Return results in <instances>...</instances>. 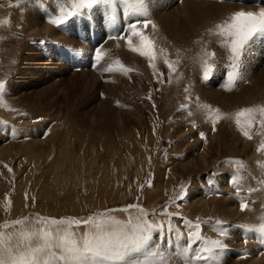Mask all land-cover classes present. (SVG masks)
I'll use <instances>...</instances> for the list:
<instances>
[{"label":"rangeland","instance_id":"obj_1","mask_svg":"<svg viewBox=\"0 0 264 264\" xmlns=\"http://www.w3.org/2000/svg\"><path fill=\"white\" fill-rule=\"evenodd\" d=\"M195 1L202 2L201 7H205L207 10L209 8L210 12L223 9L228 11L230 15L231 11L228 9H231L233 13L237 6V11H241L243 8V11L259 12L264 9L262 8L264 4L258 6L254 3L237 5L231 3L232 0ZM178 2L170 4L169 2H163V0H148V10L150 11L153 6L161 5L163 7L161 12L169 11L171 8L169 6H176ZM66 3H57V0H0V82L5 84L3 92H0V225L5 223L11 225L15 220L28 218L22 225L4 229L6 236L14 234L18 237L22 231H35L38 227H42L37 223V218L87 219L89 216L108 212L122 223L126 224L129 219L136 223L141 214L137 208H129V206L137 205L148 213L149 222L164 225L162 232L153 233L151 244L162 247L171 254L170 264H182V260L178 255L181 251L179 245L187 243L188 230L181 218L193 223H201L203 237L221 240L223 247L216 250L219 264H241L244 261L245 249H247L246 236L257 234L247 232L245 229L248 227L258 228L261 223H264V219H261V217H264V191L257 188L262 185L261 182H264V169L260 174L261 167H264V152H257V146L264 141V129L254 125L252 129L253 138L249 140L238 131L233 119L225 118L216 124L215 132L218 133L216 135L207 119L206 110L199 108L197 105H209L211 108L219 109L221 113L229 116L243 107H241L242 105L231 104L224 105V109L223 105L214 104L205 97L202 99V96L195 90L196 86L193 87L190 81L195 65L197 79L203 83L197 81L198 84L196 85L203 86L202 88H205L204 91L207 93L220 92V94H223L221 97H224V92H226L225 97H229L230 93L234 92L236 88L238 89V86L242 88V85L247 83H244V80L252 79L251 77L254 74L252 80L248 79L253 82L255 73L264 68V57L261 53L264 49L262 48V41L258 38L259 36L252 41L253 52L251 53L250 45L248 54L251 55L244 61L245 63L243 62V67L249 68H245L248 71H242L244 79L237 81L235 89L233 88L228 93L229 91L227 92L222 87L224 80H219V75L222 70L221 65L224 64L226 59L228 60H226L224 66L225 68L228 66L229 53H224L219 43H216L215 46L216 36L210 37L208 33V27L224 21L221 17L213 21L216 23L212 22L211 25H199L198 28L195 26V30L192 31L194 32L192 33L194 35L192 36L194 37V39L192 38L193 50L192 47L184 48L186 41L180 38V42H176L179 49L174 46V48H168L163 52H156L158 55V59L155 61L156 70L158 73H162L158 79L154 76L153 69L149 65L146 69L141 66L137 67V63H134L136 67L131 64L126 65L128 62L124 61L119 53L110 60L109 54L103 53L105 54L104 59L94 67L96 49L103 42L98 45H91L94 49L93 52L85 46L87 45L85 41L84 43L79 41L78 35L80 31H83L85 36L84 31L87 25L97 28L98 25L95 24L97 18H100L101 12L110 14L112 9L109 6H95L93 11L84 10L82 14L71 17L69 21L64 23H52L51 21L58 19L62 12L72 10L70 4H73L74 0H71V3L69 1V5ZM118 4L119 2L115 6ZM61 6L67 7L68 10L67 8L63 9ZM206 6L208 7L206 8ZM243 6H248V8L245 9ZM260 6L262 10L260 8L258 10ZM249 8L250 10H248ZM179 17H181L180 14ZM38 22H40L38 25V27L41 26L40 28H37ZM112 22L111 20L110 23L103 24L110 26ZM42 25L43 27L47 26L42 28ZM76 25H81L79 32L75 31ZM39 29L41 30L39 31ZM201 29L204 32H201L203 31ZM212 38H215V41L210 43ZM181 41L185 42L184 46H182L181 43L183 42ZM23 44L27 47H24L25 50H23L24 48L21 50ZM170 44H172L171 41ZM204 44L206 46L214 44L211 46V48L215 46L213 47L215 48L214 53H219L221 50L224 53V55L222 52L216 54L217 57L221 54L218 57V59H221L215 66L214 75L207 81L201 79L200 57L203 56ZM216 47H219V49ZM259 47L262 49H259ZM209 48L207 47V50ZM187 50L193 52L190 62H194V64L190 66L187 64L189 62L186 54ZM209 51L213 52V49H209ZM71 54L73 55L71 56ZM165 56L169 60H179L177 70L171 76L164 64ZM76 57L82 59L78 60ZM141 58L146 57L141 56ZM117 60L132 71L124 73V76L119 75L122 71H113L109 74H105L104 70L102 71V68L104 66L108 67L109 64L115 67ZM180 68L182 69L180 70ZM184 69L185 72L181 73ZM101 71L103 74H101ZM83 72L88 74L90 80L94 78L93 83L95 84H92V80L88 82L89 91L82 95L80 94L82 93V87L68 84ZM129 75L131 76L128 77ZM61 82L66 84L63 89H66L67 94H64L65 91L62 89L63 91L58 95L59 99L47 98L49 99L47 100L42 98L44 105L40 103V107L31 103L34 98L33 95L38 96L40 91L42 93L43 87H49V90L52 89L51 91H53V85ZM89 83L92 85H89ZM217 84L219 89L216 86ZM186 87L190 89L187 94L192 97L190 101L185 100L186 93L184 89ZM126 88L129 91H126ZM74 91L80 93L75 94ZM119 93L122 95L121 97ZM195 94H197L196 97ZM78 96L80 97L78 98ZM197 98L199 99L197 100ZM93 100L94 102L101 101V103L111 106L113 109L115 107V109L122 111L121 120H123L120 123L114 122L116 125L120 126L122 124L124 127L121 125L120 128H117L111 122L113 121L111 120L112 117H102L100 114L97 117L100 122L95 120L98 124L95 121L93 123L90 120L92 107L89 105V102L94 103ZM77 101L79 104L76 103ZM47 103L52 106L48 111L47 108H43ZM83 103H88V105ZM183 104H187L188 107L181 110ZM111 107L109 108L112 109ZM130 109L133 110L132 113ZM104 118H106V123ZM89 120L94 124L93 127L91 124V126L88 125ZM103 122L104 125L107 124V126L105 125L106 129H104ZM107 122H111L110 126ZM124 123L127 124L124 125ZM193 123H195V127L192 126ZM99 125L103 127H99ZM221 128L235 139L240 149L237 145V148L233 149L228 147L229 143L221 136ZM200 132L205 134L206 141L201 140ZM193 133L198 134V138L194 139ZM36 140H42L39 141L41 142L40 145L38 144L39 146L37 143L33 144L32 141ZM243 145L244 147L251 146L250 150L253 149L254 155L257 157L252 165L246 161L247 156L244 155V150L242 151ZM253 145H255V149ZM196 146H199L200 149H196ZM206 146L211 157L208 159V164H205V167H202V164L199 166L202 168L196 169V167L192 170L191 163L197 158V156L195 157V153H197L195 151L204 150ZM257 161L262 162L261 166L257 165ZM195 162L196 165L198 162L201 164L198 159ZM199 163L198 165H200ZM241 164L243 167L240 166ZM253 165L256 168H253ZM9 168L11 169L10 172L8 171ZM222 171H230V173ZM237 173L241 177V183L246 184L244 185L245 188H252L254 191L250 193L246 190L240 192L239 196L245 198L249 204L248 209L241 211L240 199L236 195V189L229 184L227 189L231 196H227L226 200L228 205L233 201L238 210L240 209L236 218L225 215L219 206L217 200L222 198L220 191L222 187L217 184V179L218 174H227L231 177ZM256 180L257 182H255ZM197 181L200 182V199L204 200L205 204H195L190 197L191 188ZM211 183H216L214 187L218 189V195L215 194L216 190L213 189ZM181 186L186 190V195L182 200H176L175 197L181 190ZM255 199L257 201L259 199L261 203ZM165 208L168 213H178V215H164ZM217 220L223 223L217 225L215 223ZM169 227L173 229L172 234L168 231ZM73 231L77 232L78 235H82L87 231V227L81 225L79 228H74ZM221 232L226 233V235H220ZM236 237L237 241L238 238L242 239V245L236 246L237 242L234 241ZM7 246V243H5L4 247L7 248ZM196 246L193 245V248ZM5 258H7L6 254Z\"/></svg>","mask_w":264,"mask_h":264},{"label":"snow or ice","instance_id":"obj_2","mask_svg":"<svg viewBox=\"0 0 264 264\" xmlns=\"http://www.w3.org/2000/svg\"><path fill=\"white\" fill-rule=\"evenodd\" d=\"M116 3L117 0H74L72 10L62 12L58 19L51 22L55 24L64 23L71 17L82 14L84 10H92L95 6H109L112 9L110 19L115 22ZM119 3L126 6L128 16L139 18L129 20L124 27L125 34L117 32L115 35H110L108 39L124 40L128 50L146 57L149 67L153 69L154 76L159 79L162 73H158L156 70L155 61L158 59V55L155 51V43L143 31L149 24H152V21L147 19L149 15L148 0H119ZM152 27L155 29V24H152ZM208 32L219 37L218 43L229 53V62L225 69L226 82L222 87L231 91L236 86L237 81L244 79L241 71L243 57L252 41L258 36L264 38V10L260 12L243 10L234 12L225 21L216 24L214 29H209ZM133 38H136L135 43ZM103 58L104 54L100 49H97L93 66L99 64ZM215 61L216 53L207 50L205 45L203 56L200 57L201 79L207 81L214 75ZM164 64L171 76L172 73L176 72L179 60H169L165 56ZM104 71H122L126 74L132 70L117 60L115 67L109 64ZM4 88V82H0V92H3ZM184 91L186 93L185 100L190 101L192 97L187 95L190 89L186 87ZM197 106L206 110L207 119L212 125L213 132L216 130V124L225 118L233 119L238 131L249 140L253 138L252 129L254 125L264 129V105L241 108L231 116L206 104H198ZM187 107V104H183L181 110ZM192 126L195 127V123ZM199 135L201 140L206 141L203 132H200ZM257 152H264V141L257 146ZM261 164V161H257L258 166ZM240 166L243 167L242 164ZM5 167L7 166L5 165ZM8 171L10 172L11 169L9 168ZM229 184L236 189V195L240 199L241 211L248 209L247 200L240 197L239 194L245 190L250 193L254 189L245 188L238 173L229 177ZM185 195L186 190L181 186V190L175 199L182 200ZM129 208H137L140 212L138 222L133 223L129 219L125 224L108 212L89 216L87 219L37 218V223L42 227H38L35 231H22L18 237L14 234L6 236L3 230L22 225L28 218L15 220L11 225L7 223L0 225V264H170L171 254L164 248L151 244L153 233L162 232L164 225L149 222L148 213L137 205H130ZM163 214L166 216L178 215V213H168L166 208ZM181 219L188 230L187 243L179 245L181 251L178 255L182 264H201V262L203 264H209V262L219 264L216 250L223 247L221 240L203 237L201 223ZM215 223L220 225L223 222L217 220ZM81 225L86 226L87 231L78 235L73 229L79 228ZM245 230L257 233L261 242H264V223H261L258 228L248 227ZM168 231L172 234L173 229L169 227ZM219 234L226 235L224 232ZM5 243L8 245L7 248L4 247ZM193 245L197 246L193 248ZM5 254L7 258H5ZM134 254L136 255L134 256Z\"/></svg>","mask_w":264,"mask_h":264},{"label":"bare ground","instance_id":"obj_3","mask_svg":"<svg viewBox=\"0 0 264 264\" xmlns=\"http://www.w3.org/2000/svg\"><path fill=\"white\" fill-rule=\"evenodd\" d=\"M70 1V3H71V0H57V3L58 2H67L66 4H68L69 5V2ZM178 0H163V2H169L170 4H174V3H176ZM54 2V1H53ZM52 2V3H53ZM117 2H119V0H117ZM156 2V1H155ZM205 3V2H204ZM55 4V3H54ZM201 4H202V2H199V1H195V0H179V2L177 3V5L176 6H169V7H171L170 8V10L169 11H165V12H161V10L163 9V7H161V5L160 6H153V7H151V10L149 11V15L147 16V19H149V20H151L152 21V24H155V29H153V27H152V24H149L148 25V27L146 28V29H143V31H144V33H145V35H147V36H149L150 37V39H152L153 41H154V43H155V51L156 52H161V50H163V51H165L166 49H168V48H171V47H173L174 48V46H177V48L179 47L178 46V43H176V42H180L179 41V39L181 38H183V40L184 41H186V44H185V47L184 48H187V47H192L193 45H192V38L194 39V37H192V36H194V35H192V33H194V32H192V31H194L195 30V26L198 28L199 27V25H204V26H207V25H211V23L213 22V21H216V20H218V18L219 17H221L224 21L230 16V14H229V12L228 11H226V10H217L216 12H210V10H209V8H208V10L207 9H205V7H201ZM211 4V3H210ZM213 4V3H212ZM262 4H264V1H263V3ZM262 4H260V5H262ZM50 5H52L51 3H50ZM55 5H57V4H55ZM65 5V4H64ZM70 5H72V4H70ZM204 5V4H203ZM226 5H227V3H226ZM226 5H224V6H226ZM231 5V4H230ZM233 5V4H232ZM231 5V6H232ZM235 5V4H234ZM238 5V4H237ZM217 6H219L218 4H217ZM228 6V5H227ZM241 8H242V6L241 5H239ZM258 6V5H257ZM264 6V5H263ZM36 7H37V5H36ZM54 7V6H53ZM57 7H59V6H57ZM61 7H63V6H61ZM61 7H60V9H61ZM208 6H206V8H207ZM209 7H210V5H209ZM244 7V6H243ZM250 8H252L251 6H249ZM67 8V7H66ZM66 8H64L63 7V9H66ZM226 8V7H225ZM230 8H232V7H230ZM240 8V9H241ZM245 9H247L248 8V6H245L244 7ZM250 8L248 9V10H250ZM262 10V8H264V7H262L261 8V6L260 7H258V10H260V9ZM49 9H50V7H49ZM48 9V10H49ZM149 9H150V7H149ZM216 9H217V7H216ZM243 9V8H242ZM241 9V10H242ZM244 9V10H245ZM253 9V8H252ZM251 9V10H252ZM47 10V9H46ZM67 10H68V8H67ZM228 10H230L231 11V14H232V10L231 9H228ZM233 10H234V8H233ZM237 10H238V6H237V9H235V12H237ZM257 10V11H258ZM264 10V9H263ZM37 11V10H36ZM92 11H93V9H92ZM127 8H126V6L125 5H121V3H119L117 6H115V22H112L111 23V25L110 26H108V25H106V24H103V23H110L111 22V19H110V17L112 16V13H107V12H101V14H100V18L98 17L97 18V22H96V24L95 25H98L97 26V28H94L93 26H86V29H85V36H84V34H83V31H80L79 32V27L82 25V23H81V25H76V29H75V31L76 32H79V41L81 42V43H84V41H85V43L87 44V45H85L87 48H90L92 51L94 50L92 47H91V45H98L99 43H101V42H103L97 49H100L101 51H102V53H106V54H109V60L111 59V58H113L117 53H119L120 55V57H122V58H124L123 60L124 61H126V62H128V63H126V65H129V64H131L133 67H136V65L134 64V63H137L138 64V66L137 67H139V66H141L143 69H146L147 67H148V65H149V63H148V60H147V58H141V56L138 54V53H134V52H132V51H130V50H128V48H127V46H126V43H125V41L124 40H114V39H108V37L110 36V35H115L117 32H120L121 34H125L124 33V27H125V25L129 22V20H131V19H138L139 17H135V16H128L126 13H127ZM224 11H226V12H224ZM254 11H255V9H254ZM99 12V11H98ZM260 12V11H259ZM234 13V12H233ZM35 14H37L38 15V13L37 12H35ZM53 14V13H52ZM179 14L181 15V17H179ZM74 17V16H73ZM28 18V17H27ZM29 19H31V18H29ZM140 19H142V18H140ZM32 20V19H31ZM221 20V19H220ZM67 21H69V19L67 20ZM37 22V21H36ZM45 23V22H44ZM213 23H216V22H213ZM212 23V24H213ZM221 23V22H220ZM40 24V22H38V24H37V28H40V27H38V25ZM118 25V26H117ZM47 26V25H46ZM46 26H44L43 27V25H42V28H46ZM214 27H215V25H213V26H210V27H208V30L209 29H214ZM113 28H114V30H113ZM116 28V29H115ZM54 29V28H53ZM207 29V28H206ZM41 29H39V31H40ZM201 30H203V29H201ZM50 31V30H49ZM53 32V31H52ZM201 32H204V30L203 31H201ZM39 33V32H38ZM209 33V32H208ZM50 34V33H49ZM56 35H57V33H55ZM197 34H199V33H197ZM196 34V35H197ZM43 35V34H42ZM196 35H195V38H196ZM210 35V37H214L215 35H211V34H209ZM59 37H60V35H58ZM64 36V35H63ZM43 37H45V36H43ZM58 38V37H57ZM259 38V37H258ZM67 39V38H66ZM207 39V38H206ZM214 39V40H213ZM63 40V39H62ZM208 40V39H207ZM210 40V39H209ZM26 41H28V40H26ZM30 41V40H29ZM72 41V40H71ZM170 41L172 42V44H170ZM197 41V40H196ZM213 41H215V38H212L211 39V41H210V43L211 42H213ZM261 41V40H260ZM77 42V41H76ZM133 42L135 43L136 42V38H133ZM181 42H183V41H181ZM199 42V41H198ZM209 42V41H208ZM28 43V42H27ZM59 43V42H58ZM184 43L185 42H183V43H181V44H183L182 46H184ZM218 44V42H214V44H215V46ZM254 43V42H253ZM72 44V43H71ZM180 44V43H179ZM197 44V43H196ZM199 44V43H198ZM197 44V45H198ZM200 44H202V43H200ZM214 44H209L210 46H207V47H210L209 49H213V52H214V49L215 48H213V47H215V46H213L212 48H211V46L212 45H214ZM60 45V44H59ZM73 45V44H72ZM75 45V44H74ZM205 45V44H204ZM206 45H207V41H206ZM66 46V45H65ZM202 46V45H201ZM25 46H24V44L22 45V47H21V50H22V48H24ZM197 47V46H196ZM25 48H27V47H25ZM25 48L23 49V50H25ZM31 48V47H30ZM216 48H218L219 49V47H216ZM263 48V47H262ZM262 48H260L259 47V49H262ZM96 49V50H97ZM179 49V48H178ZM192 50L194 49L193 47L191 48ZM208 49V50H209ZM255 49V48H254ZM32 50V49H31ZM89 50V49H88ZM195 50H196V48H195ZM221 50V49H220ZM223 50V49H222ZM222 50L221 51H219V53H221L222 52ZM78 51V50H77ZM200 51V50H199ZM22 52V51H21ZM26 52V51H25ZM38 52V51H37ZM76 52V51H75ZM74 52V53H75ZM94 52V51H93ZM195 52V51H194ZM215 52H216V50H215ZM217 52H218V50H217ZM264 52V51H263ZM31 53V52H30ZM78 53V52H77ZM180 53V52H179ZM219 53H216V54H219ZM223 53V52H222ZM262 53V52H261ZM183 54V53H182ZM185 54V53H184ZM187 55H188V57L187 58H189L188 60H189V62L187 63V64H189L188 66H190V65H193L194 64V62L193 63H191L190 62V60H191V58H192V55H193V52L192 51H188L187 50V53H186ZM201 54V53H200ZM29 55H31V54H29ZM73 54H71V56H72ZM105 55V54H104ZM221 55V54H220ZM219 55V56H220ZM223 55H224V53H223ZM229 55V54H228ZM249 55H251V54H249ZM22 56L24 57V55H23V53H22ZM33 56V55H32ZM61 56H62V54H61ZM181 56V55H180ZM218 56V57H219ZM261 56V55H260ZM28 57V56H27ZM119 57V58H120ZM229 57V56H228ZM227 57V58H228ZM29 58H30V56H29ZM91 58H92V61H93V57H92V55H91ZM198 58V57H197ZM223 58V57H222ZM22 59V58H21ZM24 59V58H23ZM76 59H82V58H80V57H76ZM104 59V58H103ZM194 59V58H193ZM221 59V58H220ZM219 59V60H220ZM224 59V58H223ZM222 59V60H223ZM217 60V59H216ZM222 60H221V62H222ZM226 60H228V59H226ZM58 61V60H57ZM84 61V60H83ZM187 61V60H186ZM185 61V62H186ZM260 61V60H259ZM22 62V61H21ZM43 62V61H42ZM46 62V61H45ZM49 62V61H48ZM59 62V61H58ZM196 62H197V60H196ZM195 62V63H196ZM52 63V62H51ZM61 63H64V62H61ZM61 63H59V64H61ZM94 63V62H93ZM220 63V62H219ZM226 63V62H225ZM245 63V62H244ZM258 63V62H257ZM22 64H23V62H22ZM28 64V63H27ZM39 64V63H38ZM19 65V64H18ZM30 65V64H29ZM33 65V64H32ZM37 65V64H36ZM50 65V64H49ZM63 65V64H62ZM261 65V64H260ZM260 65H258V66H260ZM33 66H35V65H33ZM188 66H187V68H188ZM246 66H248V65H246ZM56 67V66H55ZM183 67V66H182ZM194 67H195V65H194ZM193 67V73H192V79H191V81L190 82H192V85H193V87H195L196 89V91H197V93L199 94V95H201L202 96V99H203V97H205L206 99H209L211 102H213L214 104L215 103H218V104H220V105H223L222 107H224V105H226V106H228V105H231V104H238V105H242L241 107H246V106H248L249 107V105H250V107L252 106H257V105H264V68H262V70L260 71V69H259V71L260 72H258V73H255L254 71V73L256 74L255 76H254V81L253 82H250V80H252L253 79V75H252V79H250V78H248L247 76V78L248 79H250V80H248L247 79V81L246 80H244L243 82L244 83H246V84H244V85H242V88L240 87V86H238V89L236 88H234L235 89V91L234 92H232V93H230L231 91H227L228 93H230L231 95L229 96V97H225V94H226V92H224L225 94H224V97H221V96H223V94H220V92L219 93H207V92H205L204 91V89L205 88H202L201 87V85H196V84H198L197 83V81L199 82V83H201V84H203L202 82H200L199 81V79H197V68L195 67L194 68ZM262 67V66H261ZM18 68H19V66H18ZM57 68V67H56ZM67 68V67H66ZM101 68V67H100ZM106 68V66H104L103 68H102V71L104 70ZM245 68H248V67H242V69H241V71H248V69H246L245 70ZM90 69V68H89ZM137 69V68H136ZM142 69V70H143ZM182 68H180V70H181ZM189 69H190V67H189ZM256 69H258V68H256ZM255 69V70H256ZM47 70V69H46ZM50 70V69H49ZM188 70V69H187ZM102 71H101V74H103L102 73ZM141 71V70H140ZM185 72V69H184V71L182 70V72L181 73H184ZM88 73V72H87ZM109 73H113V71L112 72H106L105 71V74H109ZM120 73V72H119ZM142 73V72H141ZM189 73V72H188ZM246 73V72H245ZM91 74V73H90ZM77 75V74H76ZM79 75V74H78ZM118 75V74H117ZM119 75H123L124 76V73L122 74V72L119 74ZM132 75V74H131ZM131 75H129L128 77H130ZM140 75V74H139ZM145 75V74H144ZM186 75V74H185ZM248 75V74H247ZM22 76V75H21ZM48 76V75H47ZM24 77V76H23ZM114 77V76H113ZM136 77V76H135ZM198 77H199V75H198ZM63 78V77H62ZM62 78H60V79H62ZM72 78V77H71ZM90 77L88 76V74H86V72H83V74H80L79 75V77H77L76 76V78L74 79L73 78V80H72V82H70L68 85H70V84H73V85H75V86H80V87H82V93H80V92H77V93H80V94H85L86 92H88L89 91V86H88V82H91V80L89 79ZM25 79V78H24ZM70 79V78H69ZM69 79H68V81H69ZM135 79V78H134ZM136 79H137V77H136ZM135 79V80H136ZM183 79V78H182ZM98 80V79H97ZM57 81V80H56ZM62 81V80H61ZM93 81H95V79L93 78V80H92V84L94 85L95 83H93ZM116 81V80H115ZM137 82H139V80H137ZM97 83V82H96ZM115 83V82H114ZM225 83V82H224ZM52 84V83H51ZM54 84V83H53ZM91 83H89V85H90ZM91 84V85H92ZM126 84V83H125ZM125 84H123V85H125ZM11 85V84H10ZM16 85V84H15ZM35 85V84H34ZM50 85V84H49ZM65 83L64 82H61V83H58V84H56L55 83V85H53L54 86V90L53 91H51V90H49V87H43L42 88V93H41V91L38 93V96L37 95H33V100H31V103L32 104H34V105H37V106H39L40 107V103H42L43 102V99L42 98H50V99H59V97H58V95H59V93L61 92V91H63L64 89V87H65ZM106 85V84H105ZM221 85V84H220ZM51 86V85H50ZM101 86V85H100ZM108 87H111V86H109V85H107ZM107 86H105V87H107ZM118 86V85H117ZM126 86V85H125ZM135 86V85H134ZM187 86V85H186ZM26 87V86H25ZM128 87V86H127ZM76 88V87H75ZM79 88V87H78ZM97 88V87H96ZM118 88V87H117ZM129 88V87H128ZM128 88H126L125 90L127 91L128 90ZM40 89V88H39ZM63 89V90H62ZM77 89V88H76ZM92 89V88H91ZM111 89H113V88H111ZM110 89V90H111ZM116 89V88H115ZM114 89V90H115ZM130 90H131V88H129ZM219 89V88H218ZM33 90V89H32ZM66 90V89H65ZM64 90V91H65ZM206 90V89H205ZM225 90V89H224ZM15 91L17 92V90L15 89ZM76 91V90H75ZM75 91L73 92V93H75ZM97 91V90H96ZM104 91V90H103ZM129 91V90H128ZM193 91V90H192ZM99 92V91H98ZM105 92V91H104ZM215 92V91H214ZM66 93V91L64 92V94ZM77 93H75V94H77ZM93 93V92H92ZM109 93V92H108ZM196 93V92H195ZM36 94V93H35ZM63 94V93H62ZM67 94V93H66ZM110 94H111V92H110ZM109 94V95H110ZM114 94V93H113ZM128 94H130V93H128ZM96 95V94H95ZM95 95H94V97H95ZM107 95V94H106ZM116 96H117V94H115ZM119 95H120V97L122 96L120 93H119ZM124 95H126V94H124ZM196 95L197 94H195V97H196ZM20 96H21V94H20ZM49 96V97H48ZM76 96V95H75ZM74 96V97H75ZM92 96V95H91ZM105 96V95H104ZM114 96V95H113ZM127 96V95H126ZM129 96V95H128ZM80 96H78V98H79ZM85 97V96H84ZM87 97V96H86ZM85 97V98H86ZM89 97V96H88ZM108 97V96H107ZM76 98V97H75ZM91 98H93V97H91ZM112 98H114V97H112ZM222 100H221V99ZM71 99V98H70ZM89 100H90V98H88ZM94 99V98H93ZM106 99V98H105ZM104 99V100H105ZM115 99H117V98H115ZM115 99H113V100H115ZM199 99V98H198ZM201 99V98H200ZM47 100H49V99H47ZM46 100V101H47ZM79 100V99H78ZM82 101V100H81ZM84 101V100H83ZM92 101V100H91ZM205 101V100H204ZM52 102V101H51ZM56 102V101H55ZM85 102V101H84ZM93 102H94V100H93ZM104 102V101H103ZM114 102V101H113ZM207 102V101H206ZM30 103V102H29ZM76 103H78V101L76 102ZM82 103V102H81ZM111 104H112V102H110ZM67 104V103H66ZM79 104V103H78ZM84 104V103H83ZM83 104H81V105H83ZM42 105H44V103H42ZM75 105V104H74ZM84 105H88V103L87 104H84ZM89 105H91V107H92V111H90V120H92V122L94 123V121L95 120H98L99 121V119H97V117H98V115L100 114L102 117H104V116H107V117H109L110 116V118H111V120H113V121H111V122H113L114 124H115V122L114 121H116V123H120L122 120H121V118H122V111H120V110H117V108L115 109V107H114V109L111 107V106H107V105H105V104H103V103H101V101L100 102H94V103H91V102H89ZM61 106V105H60ZM71 106V105H70ZM237 106V105H236ZM56 107H57V105H56ZM82 107V106H81ZM80 107V108H81ZM109 107H111L112 109H110ZM130 107V106H129ZM221 107V106H220ZM238 107V106H237ZM43 108H47V111H48V109H51L52 108V106L50 105V103H47V104H45V106L43 107ZM58 108V107H57ZM70 108V107H69ZM68 108V109H69ZM129 109V108H128ZM224 109H225V107H224ZM80 110V109H79ZM133 111V110H132ZM132 111H131V109H130V112L132 113ZM58 112V111H57ZM59 112H60V110H59ZM129 112V111H128ZM129 112V113H130ZM88 113V112H87ZM87 113H86V116H87ZM128 113V114H129ZM74 114V113H73ZM79 114H81V113H79ZM89 114V113H88ZM125 114V113H124ZM84 115V114H83ZM85 116V115H84ZM126 116H130V115H126ZM106 117V118H107ZM128 117H126L127 119H128ZM75 118H77V117H75ZM86 118V117H85ZM84 118V119H85ZM106 118H104L103 120L105 121V123H106ZM84 119H83V122H84ZM87 119V118H86ZM124 119H125V117H124ZM130 119V118H129ZM131 119H132V116H131ZM134 119V118H133ZM82 120V119H81ZM90 120H89V124L88 125H92V127H93V123H91L90 122ZM102 120V121H103ZM109 120V119H108ZM88 121V120H87ZM96 122V121H95ZM100 122V121H99ZM110 122V123H111ZM126 122V121H125ZM128 122V121H127ZM130 122V121H129ZM108 124H109V126H110V123L109 122H107ZM96 124H98L97 122H96ZM100 124V123H99ZM103 124V126L105 127V125L107 126V124H105L104 125V122L102 123ZM127 124V123H126ZM125 123H124V125H126ZM90 125V126H91ZM116 125V124H115ZM114 125V126H115ZM122 125V124H121ZM121 125L120 126H118V125H116V127L117 128H120L121 127ZM97 126V125H96ZM102 125H99V127H101ZM102 126V127H103ZM108 126V127H109ZM113 126V127H114ZM123 126V125H122ZM224 126V125H223ZM89 127V126H88ZM91 127V128H92ZM95 127V126H94ZM124 127V126H123ZM123 127H122V129H123ZM102 129V128H101ZM104 129H106V127L104 128ZM94 130V129H93ZM217 132V131H216ZM215 132V133H216ZM220 132H221V136H222V138L225 140V141H227L229 144V148L230 149H233V148H235L236 147V141H235V139H233V137L231 136H229L228 135V133L226 132V131H224V130H222V128H221V130H220ZM218 133H216V135H217ZM193 135V137H194V139H196V138H198V134H192ZM236 136V135H235ZM216 137V136H215ZM236 137H239V136H236ZM36 139V138H35ZM216 139H218V138H216ZM238 139V138H237ZM220 140V139H219ZM39 141H42V140H36V141H32L33 142V144H36L37 143V145L39 144V143H41V142H39ZM212 141V140H211ZM217 142H218V140H217ZM222 142V141H221ZM40 145V144H39ZM38 145V146H39ZM221 145V144H220ZM239 145V144H238ZM238 145H237V147H238ZM35 146V145H34ZM41 146H43V145H41ZM199 146H200V144H199ZM199 146H196V149H200L199 148ZM254 146V149H255V145H253ZM209 147V146H208ZM236 147V148H237ZM241 147V146H240ZM29 148H30V145H29ZM239 148V147H238ZM242 151L244 150V155H246L247 156V162H249V164H253V162L256 160L255 158H257L254 154V151H253V149L252 150H250L251 149V146L249 147H244V145L242 146ZM195 149V150H196ZM210 149V148H209ZM240 149V148H239ZM40 150V149H39ZM208 148H207V146H206V148L204 149V150H201V151H195V152H197V153H195V157L197 156V158H195V160L196 159H198L199 161H201V164L200 165H198V163H197V165H196V162H195V160H193L192 161V163H191V167H193L192 168V170L194 169V168H196V169H198V168H202L205 164H208V159H209V157H210V155H209V153H208ZM231 151H233V150H231ZM242 151H236V152H242ZM256 151V150H255ZM40 152V151H39ZM212 156V155H211ZM34 157V156H33ZM211 158V157H210ZM260 158V157H259ZM263 158V157H262ZM191 159H192V157H191ZM191 161V160H190ZM189 161V162H190ZM211 162V161H210ZM203 164V165H202ZM183 165V164H182ZM202 165V167H199V166H201ZM206 166V165H205ZM204 166V167H205ZM180 167V166H179ZM183 167V166H182ZM190 167V166H189ZM253 168H256V166L255 165H253L252 166ZM251 167V169H253ZM189 169V168H188ZM253 171H254V169H253ZM250 177V176H249ZM229 176L227 175V174H218V179H217V184L220 186V187H222L221 189H220V191H221V193H222V198H225V199H219V200H217L218 201V203H219V206L221 207V209L223 210V213L225 214V215H228V217H236V216H238L239 214H238V212H240V209L238 210V207H237V205H235L234 203H233V201H231L232 203L230 204V205H228V201L226 200V197L227 196H231V194H230V192H229V190L227 189V188H229ZM248 180H249V178H248ZM252 181V180H251ZM200 182H196L195 184H194V186H193V188H191L192 190H191V199L193 200V202L195 203V204H200V203H204L205 201L204 200H201L200 199V196H201V189H200V184H199ZM191 186V185H190ZM219 188V187H218ZM231 190H232V188H231ZM230 190V191H231ZM257 194V193H256ZM228 198V197H227ZM232 198V197H231ZM213 200V199H212ZM232 200V199H231ZM256 200V199H255ZM264 200V199H263ZM254 201V200H253ZM257 201V200H256ZM258 201H259V203H261L260 202V200L258 199ZM257 201V202H258ZM262 201V200H261ZM213 203V202H212ZM236 204H237V202H235ZM205 204V203H204ZM257 206V205H256ZM202 208V207H201ZM245 214V213H244ZM241 215V214H240ZM246 215V214H245ZM237 218V217H236ZM235 218V219H236ZM242 218V217H241ZM241 218H239L240 220H241ZM256 218V217H255ZM262 218V217H261ZM231 220H232V218H231ZM243 220V219H242ZM260 220V219H259ZM245 221V220H244ZM257 221V220H256ZM242 222V221H241ZM234 224V223H233ZM249 225V224H248ZM230 226V225H229ZM251 226V225H250ZM252 228V227H251ZM244 232V231H243ZM255 233V232H254ZM235 237V236H234ZM245 237V235L243 236V238ZM232 238V237H231ZM246 239H247V242H246V246H247V249H245V252H244V261H242L241 262V264H264V242H261V240H260V238H259V236L257 235V234H252V236H246ZM231 241V240H230ZM235 242H237V245H236V243L235 242H233V244L235 243V245L236 246H240V245H242L243 243V241H242V239L241 238H238V241H237V237L235 238V240H234ZM227 242V241H226ZM228 244V243H227ZM231 246V245H230ZM233 246V245H232ZM243 248V247H242ZM231 249V248H230ZM244 249V248H243ZM230 261H231V259H230ZM229 263V262H228ZM230 264V263H229Z\"/></svg>","mask_w":264,"mask_h":264}]
</instances>
